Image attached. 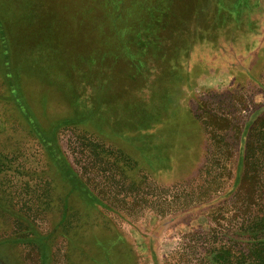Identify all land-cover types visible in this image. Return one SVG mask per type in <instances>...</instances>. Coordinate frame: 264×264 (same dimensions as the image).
Masks as SVG:
<instances>
[{"label": "rangeland", "instance_id": "obj_1", "mask_svg": "<svg viewBox=\"0 0 264 264\" xmlns=\"http://www.w3.org/2000/svg\"><path fill=\"white\" fill-rule=\"evenodd\" d=\"M150 4L161 7L162 1ZM222 4L225 16L212 29L217 0L170 2L167 19L178 34L171 40V33L164 46L171 56L179 48L178 58L168 55L161 69L159 60L150 61L145 82L124 86L117 99L134 102L131 116L140 114L146 132L136 125L117 133L128 122L114 120L126 113L117 103L101 101L103 120L89 104L88 87L83 103L76 104L79 111L69 103L65 113L63 105L54 106L56 115L66 114L62 119L30 109L46 134L70 120L52 138L92 193L91 201L58 171L1 78L0 240L25 239L2 247L0 264H41L42 245L48 264L204 263L205 233L216 227V208L231 214L227 202L221 203L238 184L246 133L264 114V0ZM137 5V0H0L3 59L10 55L14 62L18 52L20 65L33 66L35 41L39 52L47 46L56 51L59 40L61 52L89 55L117 17L145 14L147 8ZM12 20L13 31L4 24ZM193 24L200 33L182 38ZM36 53L39 62L52 57ZM210 115L224 119L212 137Z\"/></svg>", "mask_w": 264, "mask_h": 264}, {"label": "trees", "instance_id": "obj_2", "mask_svg": "<svg viewBox=\"0 0 264 264\" xmlns=\"http://www.w3.org/2000/svg\"><path fill=\"white\" fill-rule=\"evenodd\" d=\"M138 1L139 5L136 7L142 10L147 8L145 14L143 12L142 17L135 20L117 17L114 27L111 26L110 31L105 33L107 37L101 36L100 43L98 41L95 48L90 49L89 55L64 53L69 66L82 72L89 88V99L95 105L93 112L98 110L101 101L116 102L124 86H141L145 82L149 62H157L165 53L164 43L174 29L172 22L167 19L169 5L173 0H161V7L150 4L157 0ZM217 5L218 13L214 15L212 29L217 27L219 19L226 12L223 8L224 13L220 11L222 0H217ZM244 8L245 5L242 10ZM157 9L156 14L154 10ZM234 13L230 11L227 15L236 18ZM150 14L149 18L145 16ZM3 63L4 79L11 97L43 144L50 160L66 181L91 201L92 193L69 167L52 138L53 130L70 120H61L52 127L50 133L46 134L41 130L40 125L32 118L33 113L28 108L20 88L17 87L11 56L6 55ZM206 119L212 137L217 129L222 128L224 119L212 115ZM214 185L211 184L210 187ZM226 202L229 207L226 211L231 214L226 216L224 214L227 212L216 208L212 218L216 227H210L205 233L209 236V246L203 264H264V114L253 122L246 133L241 175L238 184L230 190L228 198L221 205ZM23 239L25 237L16 240L22 242ZM17 241L13 238L2 239L0 249ZM40 255L41 264H48V251L43 245L40 247Z\"/></svg>", "mask_w": 264, "mask_h": 264}, {"label": "crops", "instance_id": "obj_3", "mask_svg": "<svg viewBox=\"0 0 264 264\" xmlns=\"http://www.w3.org/2000/svg\"><path fill=\"white\" fill-rule=\"evenodd\" d=\"M185 2V0H184ZM198 4L200 2V0H197ZM183 5V4H182ZM196 6V5H195ZM194 6V7H195ZM200 7V5H199ZM180 7L177 6L176 9H179ZM33 11V10H30ZM46 13V11H45ZM179 19V15L176 16L175 21L177 22ZM195 20V19H194ZM195 23V21H194ZM5 25L10 27V30L13 31V26H15L14 24V20L12 21H6L4 23ZM210 25V22L208 23ZM28 25V24H27ZM175 25V22L174 24ZM195 24H193V26H191L188 30V34L185 36H181L182 38H194L195 36H197L201 31V29H199V31H197V27ZM200 25V24H199ZM209 25L206 29L209 30ZM15 31V30H14ZM177 36V29H173L172 32V39L174 38V36ZM197 34V35H196ZM180 38V36H179ZM11 39V38H10ZM9 39V40H10ZM12 40V39H11ZM11 42V41H10ZM13 42V40H12ZM54 43H59L58 47H56V51H51L53 50L51 47L47 46V49L45 51L39 52L38 49L41 47L38 45V43L35 41L32 44V52L31 50H28V54L32 53V56L34 57L32 65L33 66H29L28 63L26 62L20 65L18 58L20 59L23 55L22 54H18V52L16 53L15 59H14V67H15V71H16V84L17 87L24 89V92L22 91V94L24 95V99H25V95L27 97V99H25L28 108L31 109L32 111L35 110H39L42 113H48V114H55L54 113V106L55 105H63L64 107V112H67V105L68 103L71 105V108L73 111L78 110L79 111V107L76 106V104H82L83 100H81V98H86L85 97V90L87 88L86 84H85V80L84 77L82 75V72L80 70H75V72H73V74L68 73V61L65 58V55L63 52H61V45L59 40L57 42L54 41ZM54 45V44H53ZM2 49H0V80L1 78L4 76V68H3V54L1 53ZM36 51L40 54H42L43 56L45 55H52L51 59L47 62L43 61V62H39L38 59V55L36 53ZM178 53H179V48H175L174 49V55L171 56V53L169 54V48L168 50L165 48V53L164 55L159 59V67L160 69L163 68L164 66V61L168 60V55L170 58H178ZM41 57V56H39ZM20 62H22V60L20 59ZM23 63V62H22ZM48 63V64H47ZM45 64H47L46 66H44ZM163 64V65H162ZM42 66V69L41 66ZM44 66V67H43ZM157 67V65L155 66ZM155 70V68H154ZM31 71L34 72V74H29ZM70 86V91L69 93L66 92V87ZM26 90V92H25ZM84 90V91H83ZM77 95V96H76ZM125 95V94H124ZM88 97V96H87ZM125 96L122 97L121 100L116 101V102H112V103H108L109 105L115 104L117 103L118 106H121V110L124 111L126 114H123V117H116L118 119H115L114 122H116L117 124H119L117 121L119 120H125L128 123L126 124H120L121 126L118 129V131H116L119 134L124 135L125 130L130 129L133 126L138 125L139 127V132H146L147 128L144 124L141 123V119H140V114H135L134 118L131 116L133 111L132 109L129 107L130 103H134L131 101H127L126 99H124ZM91 102L89 101V104ZM36 106H39L40 108H37ZM42 106V107H41ZM49 106V107H47ZM62 109H60L61 111ZM119 109H117L118 111ZM102 111V110H101ZM60 114V115H56L54 118H50L49 116V120H58V119H62L63 117H66V114ZM99 113V110L96 112V114ZM136 113V112H134ZM92 118H94V113L92 114ZM99 117H102L103 120H105V118L103 116H100L98 114ZM152 118V117H151ZM101 120V119H100ZM130 122H129V121ZM132 120V121H131ZM102 121V120H101Z\"/></svg>", "mask_w": 264, "mask_h": 264}]
</instances>
